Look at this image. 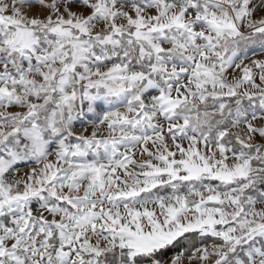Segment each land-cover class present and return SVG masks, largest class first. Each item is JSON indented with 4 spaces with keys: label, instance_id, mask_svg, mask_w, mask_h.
I'll list each match as a JSON object with an SVG mask.
<instances>
[{
    "label": "snow or ice",
    "instance_id": "snow-or-ice-1",
    "mask_svg": "<svg viewBox=\"0 0 264 264\" xmlns=\"http://www.w3.org/2000/svg\"><path fill=\"white\" fill-rule=\"evenodd\" d=\"M0 264H264V0H0Z\"/></svg>",
    "mask_w": 264,
    "mask_h": 264
}]
</instances>
